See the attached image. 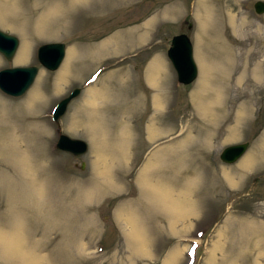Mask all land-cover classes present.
<instances>
[{
    "label": "rangeland",
    "instance_id": "1",
    "mask_svg": "<svg viewBox=\"0 0 264 264\" xmlns=\"http://www.w3.org/2000/svg\"><path fill=\"white\" fill-rule=\"evenodd\" d=\"M254 1L0 0V28L20 41L0 68L39 64V43H66L59 68L39 65L21 96L0 90V264H189L192 242L196 264H264V12ZM179 31L198 66L189 84L166 54ZM59 131L87 151L56 147ZM244 139L236 161L219 158Z\"/></svg>",
    "mask_w": 264,
    "mask_h": 264
},
{
    "label": "water",
    "instance_id": "2",
    "mask_svg": "<svg viewBox=\"0 0 264 264\" xmlns=\"http://www.w3.org/2000/svg\"><path fill=\"white\" fill-rule=\"evenodd\" d=\"M254 10L257 13L264 12V0L254 1ZM190 26V24H189ZM19 45V38L12 33L0 29V52L11 59ZM180 83L188 84L197 76V63L193 57V46L186 32H179L172 36L170 45L166 51ZM65 55V43L62 41L44 42L38 45L36 57L38 62L49 70L56 69ZM38 71L37 64L14 65L0 69V90L11 96H20L32 84ZM79 87L74 88L67 96L63 97L54 107L52 118L58 119L65 111L69 100L77 95ZM60 149L71 152L74 155L84 153L87 150V142L78 137L60 133L56 142ZM248 146V141L230 143L224 146L219 157L224 162H233L239 158Z\"/></svg>",
    "mask_w": 264,
    "mask_h": 264
},
{
    "label": "bare ground",
    "instance_id": "3",
    "mask_svg": "<svg viewBox=\"0 0 264 264\" xmlns=\"http://www.w3.org/2000/svg\"><path fill=\"white\" fill-rule=\"evenodd\" d=\"M26 48H28V46L26 45L24 48H22L21 49V51L19 52L20 54H19V58H18V61H22V60H24L25 59V49ZM27 51V50H26ZM64 72V71H63ZM62 72V73H63ZM63 76V75H62ZM65 77V76H64ZM91 96H93V95H91ZM74 97H72L69 101H71L72 99H73ZM92 98V97H91ZM102 160V159H101ZM104 160V159H103ZM100 165V164H99ZM111 170V169H110ZM107 172V171H106ZM108 173H110V172H108ZM143 175H144V173H143ZM146 175V174H145ZM142 177V176H141ZM146 179V178H145ZM147 181V180H146ZM161 186V185H160ZM167 186V185H166ZM166 186H164V188H161V189H165V187ZM152 187H154V186H152ZM157 187V186H156ZM169 187V186H168ZM158 188V187H157ZM161 191V190H160ZM163 191V190H162ZM158 192V194H161V193H159V191H157ZM167 193L169 194L170 192L169 191H167ZM167 193H165V194H167ZM165 194H163V195H165ZM170 195V194H169ZM169 195H167L166 197H168ZM161 196V195H160ZM161 197H164V196H161ZM170 197H172V195L170 196ZM169 198V197H168ZM163 199V198H162ZM170 199V198H169ZM168 199V200H169ZM164 200H166V199H164ZM170 202V201H169ZM168 202V203H169ZM171 202H172V200H171ZM171 202H170V204H171ZM175 202H177L176 200H175ZM181 202V201H180ZM182 203V202H181ZM166 204V203H165ZM172 204H174V203H172ZM177 204V203H176ZM177 207V206H176ZM179 208V207H178ZM180 209V208H179ZM181 211V210H180ZM134 213H135V211H134ZM126 214V213H125ZM131 214V213H130ZM137 214V213H136ZM136 214H134V216L136 215ZM133 215V214H132ZM127 216V215H126ZM130 217H132L131 215H129ZM137 217L139 216V214L138 215H136ZM136 217V218H137ZM127 219V218H126ZM133 219V218H132ZM131 218H130V221L132 220ZM128 220H129V218H128ZM135 221V220H134ZM137 222V221H136ZM135 223V222H134ZM132 224V223H131ZM137 225V224H136ZM136 225H134V227L136 226ZM138 226V225H137ZM137 229V228H136ZM219 229V228H218ZM133 231V230H132ZM137 231V230H136ZM137 232H140V230L139 231H137ZM134 233H136V232H134ZM138 235H139V233H137ZM132 235V234H131ZM137 235V236H138ZM134 236H136V235H134ZM141 232H140V238H141ZM4 237H5V235H4ZM137 238V237H136ZM1 240H3V238L1 239ZM14 241H15V239H13ZM13 240H12V242H13ZM137 240V239H136ZM141 240V239H140ZM143 240V239H142ZM141 240V241H142ZM4 241V240H3ZM6 241V240H5ZM9 241V240H8ZM11 242V239H10V241L8 242V245H7V242H6V244H5V247H8L10 244H13ZM10 243V244H9ZM16 242H14V244H15ZM142 243V242H141ZM3 244H4V242H3ZM16 245V244H15ZM17 246V245H16ZM5 247H3V248H5ZM14 247V246H13ZM9 248V247H8ZM6 249L7 248H5L4 250L6 251ZM11 249H12V246H11ZM14 249V248H13ZM16 249V248H15ZM142 249H143V246H142ZM10 250V249H9ZM178 250V249H177ZM22 251V250H21ZM20 251V252H21ZM145 251V250H144ZM216 251V250H215ZM8 252V251H7ZM10 252V251H9ZM11 252H13V250L11 251ZM177 252V251H176ZM181 252V251H180ZM25 253H26V251H25ZM24 253V254H25ZM177 254V253H176ZM23 255V254H22ZM175 254H173V256H174ZM180 255V254H179ZM20 256V255H19ZM24 256V255H23ZM212 256V255H211ZM38 257V256H37ZM175 257V256H174ZM213 257V256H212ZM21 258H22V256H21ZM34 258V261H35V257H33ZM171 258H173V257H171ZM23 259H25L24 257H23ZM38 259H40V258H38ZM19 260H21V259H19ZM29 260H30V258H29ZM33 260V259H32ZM169 260V259H168ZM173 260V259H172ZM23 261V260H22ZM22 261H19V262H22ZM28 260H26V262H27ZM175 261V260H174ZM28 262H30V261H28ZM31 263H33L32 261H31ZM27 264V263H26ZM35 264V263H34Z\"/></svg>",
    "mask_w": 264,
    "mask_h": 264
}]
</instances>
